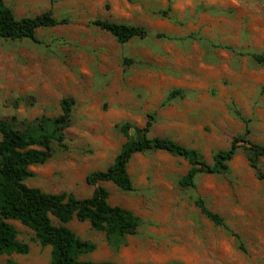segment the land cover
I'll return each instance as SVG.
<instances>
[{
    "label": "rangeland",
    "instance_id": "374dc122",
    "mask_svg": "<svg viewBox=\"0 0 264 264\" xmlns=\"http://www.w3.org/2000/svg\"><path fill=\"white\" fill-rule=\"evenodd\" d=\"M18 20L51 12L67 24L37 31V40L0 38V121L22 126L62 115L73 101L65 148L31 167L25 185L78 199L97 188L109 204L141 220L137 235L119 251L88 222L68 227L96 244L83 258L116 264H264V181L241 149L227 174L200 175L195 189L180 186L189 162L165 152L134 156L128 166L134 190L87 177L106 171L126 139L137 137L150 116V137L199 151L209 164L249 131L264 146V0H3ZM106 20L145 28L146 39L120 44L93 25ZM164 35V38H158ZM24 126V124H23ZM264 172V158L261 159ZM202 198L228 229L215 226L195 205ZM53 224L57 219L51 217ZM26 255L0 257V264H49L51 248L35 233L10 222ZM241 243L243 249H241Z\"/></svg>",
    "mask_w": 264,
    "mask_h": 264
},
{
    "label": "trees",
    "instance_id": "16d2710c",
    "mask_svg": "<svg viewBox=\"0 0 264 264\" xmlns=\"http://www.w3.org/2000/svg\"><path fill=\"white\" fill-rule=\"evenodd\" d=\"M65 24L66 20H57L51 12L18 20L13 11L0 0L2 39L36 41L38 30ZM93 25L111 34L120 44H127L135 38L146 39L149 35L145 28L106 20H96ZM254 58L259 63H264V57ZM61 107L62 115L54 119L40 117L32 122H23L22 126L8 120L0 121V257L26 255L30 251L28 245L18 240V232L10 223L16 221L30 228L42 247L51 248L49 264H116L83 260L85 256L94 253L97 246L80 239L68 224L74 220L88 222L93 231L106 236L112 249L119 251L127 237L137 235L141 226L138 216L120 206L110 205L109 192L104 188H97L89 198L78 199L72 193L49 194L25 185L34 176L31 167L44 164L52 157L54 144L65 148V130L71 125L73 101L64 100ZM154 121L155 117L150 116L146 125L137 131V137L131 136L130 124H123L121 132L126 142L113 164L104 172L88 175L87 183L94 186L99 182H110L124 192H132L134 186L128 166L134 156L165 152L189 162L191 168L179 184L186 189H195L200 175L227 174L229 164L241 149L249 152L251 168L258 180L264 181L261 167L264 146L251 143L248 130L244 135L235 137L228 150L217 152L213 164H209L197 150L167 138H151L149 135ZM195 205L215 226L231 232L224 219L211 212L202 198L198 197ZM51 217L57 219L59 224L54 225ZM233 236L240 241L239 236ZM240 246L243 249L242 243Z\"/></svg>",
    "mask_w": 264,
    "mask_h": 264
}]
</instances>
